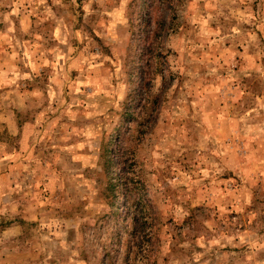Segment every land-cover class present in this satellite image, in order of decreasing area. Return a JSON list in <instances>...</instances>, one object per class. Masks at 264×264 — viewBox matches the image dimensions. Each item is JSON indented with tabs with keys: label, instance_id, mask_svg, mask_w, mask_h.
<instances>
[{
	"label": "rangeland",
	"instance_id": "rangeland-1",
	"mask_svg": "<svg viewBox=\"0 0 264 264\" xmlns=\"http://www.w3.org/2000/svg\"><path fill=\"white\" fill-rule=\"evenodd\" d=\"M0 264H264V0H0Z\"/></svg>",
	"mask_w": 264,
	"mask_h": 264
}]
</instances>
